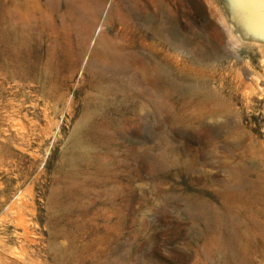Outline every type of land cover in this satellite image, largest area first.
<instances>
[{"label": "rangeland", "instance_id": "obj_1", "mask_svg": "<svg viewBox=\"0 0 264 264\" xmlns=\"http://www.w3.org/2000/svg\"><path fill=\"white\" fill-rule=\"evenodd\" d=\"M247 1L264 10V0ZM91 2L102 3L103 11L77 68L71 70L73 54L81 48L53 37L33 43L28 54L40 67H53L48 80L42 83L37 72L29 77L3 72L0 79V264H264V94L255 97L259 103L249 104L241 92L233 94L232 118L199 120L190 130L185 102L175 92L201 77L214 88L237 62L241 73L246 70L245 82L258 77L264 81V28L247 27V10L243 4L237 7L238 0ZM11 4L0 0L5 13ZM125 7L143 17L154 16V26L171 32L172 49L161 38L157 42L140 32L136 24L114 37L124 23ZM110 12L113 20L106 27ZM262 19L255 24L262 25L264 15ZM126 43L145 61L152 57L166 68L162 92L174 95L159 99L165 105L154 115H148L149 106H142L147 100H138L135 115L127 114L132 103L122 101L121 83H97L98 76L88 69L96 46ZM197 45L207 58L191 66L186 49ZM220 121L229 132L236 134L239 128L237 139L245 148L230 156L216 153L210 166L201 165L208 147L230 142ZM80 156L84 162L78 161Z\"/></svg>", "mask_w": 264, "mask_h": 264}, {"label": "bare ground", "instance_id": "obj_2", "mask_svg": "<svg viewBox=\"0 0 264 264\" xmlns=\"http://www.w3.org/2000/svg\"><path fill=\"white\" fill-rule=\"evenodd\" d=\"M239 6L243 4V7L247 10V18L248 20V26L255 29L259 28V26H262L264 28V23L262 25L255 24V19L260 22L263 17L261 7L263 6L260 4L258 6H254V4H251L247 0H238ZM11 9H9L6 13L2 10L0 5V79L2 77L3 72L7 74H16L21 77H29L34 72H37L39 80L44 83V81L48 80V72L52 70V68H42L39 66L38 62H32L30 61L29 52L31 51L32 44L37 43L39 40L44 41L45 39L50 41L51 38H54L55 40H58V38H61V43L68 44L71 40L73 46L76 45V47H80L81 50L79 53L73 54L74 60L71 65V70H74V68H77L80 64V60L82 59L85 51H87L88 43L92 37V33H94V29L97 26L98 20L100 19L101 13L103 11V5L102 3H93L91 0H12ZM126 9L123 12L122 19L124 20V23H119L121 28L116 29V35L114 37L120 38L124 34V32L128 31V28L130 25H138L140 32L149 33L148 36H151V38L154 40H157L158 38H161L163 40V43H167L169 47L172 49V39L169 37V30L167 28H161L158 25L154 26V21L157 20L154 18V16H146L143 17L140 14H137L136 11L131 7H125ZM241 8V7H240ZM262 10V11H261ZM232 11V10H231ZM237 11V9H236ZM229 12V11H228ZM233 12V11H232ZM235 13V11H234ZM239 13V12H238ZM121 14V13H120ZM257 14V15H255ZM233 15V14H232ZM235 15V14H234ZM251 15V16H250ZM115 16V15H114ZM240 16V13H239ZM118 17V16H117ZM235 17V16H234ZM165 18V17H164ZM255 18L253 24L251 23L250 19ZM4 19V20H3ZM155 19V20H154ZM240 19V17H239ZM113 20V13L110 12L108 16L106 17L104 21V25L107 27L111 21ZM120 20V19H119ZM241 20V19H240ZM250 21V22H249ZM240 22V21H239ZM247 22V21H246ZM157 23V22H156ZM5 24V28H3V25ZM241 23L240 25H242ZM218 25V24H217ZM234 25V24H233ZM244 25V24H243ZM258 27H257V26ZM221 26V25H220ZM235 26V25H234ZM224 30L225 26H222ZM221 27V28H222ZM238 27V26H236ZM246 27V28H247ZM131 28V27H130ZM235 28V27H234ZM250 28V29H251ZM135 29V27H133ZM236 29V28H235ZM248 29V30H250ZM136 30V29H135ZM226 30V29H225ZM224 30V31H225ZM260 30V29H259ZM238 32V30H236ZM240 31V28H239ZM242 31V30H241ZM255 31V30H254ZM133 32V31H132ZM138 32V31H137ZM227 32V31H225ZM264 32V29L262 30ZM135 33V32H134ZM166 33L167 35H164ZM221 36L224 32H221ZM242 33V32H241ZM247 33V32H246ZM249 33V32H248ZM257 33V32H256ZM102 34V33H101ZM100 34V35H101ZM195 34V33H194ZM215 34V33H214ZM227 34V33H226ZM258 34V33H257ZM264 34V33H263ZM132 35V34H131ZM141 35V34H140ZM145 35V34H144ZM200 35V34H199ZM210 35V34H209ZM251 35V34H250ZM196 36V35H195ZM205 36V35H204ZM207 36V35H206ZM211 36V35H210ZM100 37V36H99ZM102 37V36H101ZM144 37V36H143ZM209 37V36H207ZM241 37V36H240ZM254 37V36H253ZM195 38V37H194ZM211 38V37H210ZM239 38V37H238ZM249 38V37H248ZM213 39V38H212ZM211 39V40H212ZM99 40V39H97ZM198 40V39H197ZM104 41V40H103ZM110 41V40H109ZM251 41H253L251 39ZM256 41V40H255ZM259 41V40H258ZM99 42V41H98ZM208 42V41H207ZM210 42V41H209ZM217 42V41H216ZM228 42V41H227ZM46 43V42H45ZM55 43V42H54ZM97 43V42H96ZM121 43V42H120ZM199 43V42H198ZM239 43L236 41V44ZM50 44V43H49ZM71 44V46H72ZM98 44V43H97ZM112 44V43H111ZM114 44V43H113ZM160 44V43H159ZM216 44V43H215ZM231 44V43H229ZM236 44L234 47H236ZM249 44V43H248ZM247 44V45H248ZM48 45V44H47ZM55 45V44H54ZM109 45V44H108ZM105 45L104 47H98L96 46L93 54L89 55L87 66L90 71H93L95 75L98 76L99 80H96L97 83H107L111 85H115L116 83H121L120 88V94L122 101H125V103L131 102V106L129 108L127 107V110L125 112L129 115H135L137 108L138 100H147L142 104V106L146 105L150 107V112L148 115H154L159 110H162L165 105V100H159L163 96H170L174 95L173 92L164 91L162 92V81L166 80L167 71L166 68L161 67L157 62H154L152 57L149 59V61H145L146 59H143L144 57H140V55H137L132 50L131 44H122L115 45L110 47V45ZM232 45V44H231ZM45 46V45H44ZM50 46V45H48ZM164 46V45H163ZM200 46V44H199ZM217 46V45H216ZM253 46V45H252ZM255 46V45H254ZM46 47V46H45ZM55 47V46H54ZM162 47V46H161ZM206 47V46H205ZM204 47V48H205ZM231 47V46H230ZM35 48V47H34ZM44 48V47H43ZM49 48V47H48ZM46 48V49H48ZM200 47H187V58L189 59L190 65L193 66V63H197V61L203 60L204 57V51H201ZM219 48V46H218ZM236 48H239L236 47ZM254 48V47H253ZM174 49V48H173ZM207 49V48H206ZM229 49V48H228ZM38 50V49H37ZM44 50V49H43ZM53 50V49H52ZM166 50V49H165ZM221 50V49H220ZM48 51V50H47ZM59 51V50H58ZM138 51V50H137ZM227 51V50H226ZM230 51V50H229ZM162 52V51H161ZM168 52V51H166ZM173 52V51H172ZM224 52V51H223ZM235 52V51H234ZM239 52V50H238ZM262 53V51H260ZM259 52V54H260ZM264 52V50H263ZM47 53V52H46ZM174 53V52H173ZM177 53V52H176ZM210 53V52H209ZM44 54V53H43ZM50 54V53H49ZM54 54V53H53ZM62 54V53H61ZM140 54V53H139ZM144 54V53H143ZM227 54V53H225ZM229 54V53H228ZM227 54V56H228ZM250 54V53H248ZM60 55V54H59ZM145 55V54H144ZM143 55V56H144ZM162 55V54H161ZM177 55V54H176ZM209 55V54H208ZM38 56V55H37ZM168 57H170V54H167ZM232 56V55H230ZM247 56V55H246ZM48 57V56H47ZM148 57V56H146ZM167 57V58H168ZM171 57L174 58V55ZM177 57V56H176ZM213 57V56H212ZM241 57V56H240ZM254 57V56H253ZM260 57V56H259ZM207 58V57H206ZM248 58V57H247ZM251 58V57H250ZM169 59V58H168ZM238 59V58H236ZM54 60V59H53ZM162 60H165L162 58ZM174 60V59H173ZM211 60V59H210ZM50 61V59L48 60ZM58 61V60H55ZM175 61V60H174ZM179 61V60H177ZM196 61V62H195ZM171 62V61H170ZM205 62V61H204ZM240 62V61H239ZM252 62V61H249ZM255 62V61H254ZM54 63V61H53ZM64 63V62H63ZM68 63V62H67ZM162 63V62H161ZM176 63V62H175ZM183 63V62H182ZM181 63V64H182ZM200 63V62H199ZM197 63V64H199ZM248 63V62H247ZM69 64V63H68ZM186 64V63H185ZM184 64V65H185ZM196 64V65H197ZM218 64V63H217ZM252 64V63H251ZM255 64V63H254ZM262 64V63H261ZM53 65V64H52ZM56 65V64H55ZM244 65V64H243ZM54 66V65H53ZM178 66V65H177ZM181 66V65H180ZM199 66V65H197ZM196 66V69L199 67ZM205 67V65H201ZM207 66V65H206ZM239 64L238 62L233 65L230 69H227L228 66H226L227 71L225 70L224 75L221 76V78H216V80L219 79V83L216 87H211L209 84H207L206 80L203 81L202 79L204 77H201L202 79H196L191 81L189 84H187L185 87L177 88L176 96L183 98L186 106V121L188 128L187 129H195V124H198L199 120H206V119H213L215 121L220 120L222 116H228L229 119L235 115V109L233 102V94H240L242 100L249 104L251 101L260 102V100L255 99L256 96L260 95L262 96L264 94V81L261 77H258L256 79L249 78L250 82H245V71L241 73V68H238ZM249 66V65H248ZM260 66V64H259ZM63 67V65H62ZM184 66H182L183 68ZM210 67V66H208ZM252 67V66H251ZM206 68V67H205ZM253 68V67H252ZM261 68V67H260ZM168 69V68H167ZM223 69V68H222ZM246 69V68H245ZM264 69V64H263ZM262 69V72H263ZM57 70V68H55ZM169 70V69H168ZM177 70V69H176ZM202 70V69H201ZM218 71L220 69H217ZM69 71V70H68ZM188 71V70H187ZM190 71V70H189ZM200 71V69H199ZM72 72V71H71ZM70 72V73H71ZM179 72V71H178ZM177 72V73H178ZM206 72V70L204 71ZM209 73V72H208ZM221 73V72H219ZM223 73V72H222ZM221 73V74H222ZM251 73V72H248ZM52 74V73H51ZM173 74V73H172ZM187 74V73H186ZM195 74V73H194ZM201 74V72H200ZM193 75V74H192ZM199 75V74H198ZM206 74H204L205 76ZM211 76L213 75L210 74ZM209 75V76H210ZM216 75V73H215ZM214 75V76H215ZM218 75V74H217ZM220 75V74H219ZM264 75V74H263ZM174 76V75H173ZM179 78V75H177ZM187 76V75H186ZM203 76V75H202ZM256 76V75H255ZM52 77V76H51ZM95 77V76H94ZM207 77V76H205ZM57 78V77H55ZM64 78V77H63ZM62 78V79H63ZM70 78V77H69ZM72 78V77H71ZM70 78V79H71ZM174 78V77H172ZM190 78V76H189ZM194 78V77H193ZM200 78V77H198ZM213 77H211L212 79ZM171 79V78H170ZM182 79V78H181ZM210 79V78H209ZM210 79V80H211ZM53 80V79H52ZM67 80V79H66ZM176 80V79H175ZM191 80V79H189ZM214 80V79H213ZM223 80H226L227 83H225ZM51 81V80H50ZM49 81V82H50ZM61 81V80H60ZM187 81V80H186ZM215 81V80H214ZM48 82V81H47ZM46 82V83H47ZM95 82V83H96ZM164 82V81H163ZM182 82V81H181ZM45 83V84H46ZM56 83V82H55ZM61 83V82H60ZM119 83V84H120ZM225 84H228L229 86L232 85L233 90L230 92L227 91V86ZM50 85V84H49ZM215 86V85H214ZM51 87V86H50ZM55 87V86H54ZM59 87V86H58ZM49 88V87H47ZM104 88V87H103ZM117 87H115L116 89ZM167 88V87H166ZM165 88V89H166ZM50 89V88H49ZM118 89V88H117ZM172 89V88H171ZM52 90V89H51ZM97 90V89H96ZM109 90V89H108ZM106 90V91H108ZM119 90V89H118ZM55 92V90H52ZM100 91V90H99ZM105 91V92H106ZM111 91V90H110ZM171 91V90H170ZM119 92V91H118ZM168 92V93H167ZM102 93V92H101ZM101 93H99L101 95ZM52 94V92H51ZM50 94V95H51ZM104 94V93H103ZM113 94V90H112ZM119 94V95H120ZM232 94V95H231ZM48 95V94H46ZM53 95V94H52ZM236 97V96H235ZM239 97V96H238ZM170 98V97H169ZM172 98V96H171ZM176 98V97H175ZM263 98V97H262ZM159 100V101H158ZM181 100V99H180ZM121 101V102H122ZM171 101V100H170ZM178 101V100H177ZM182 101V100H181ZM241 100H239L236 103H239ZM242 101V102H243ZM7 102H9L7 100ZM141 102V101H140ZM124 103V102H123ZM142 103V102H141ZM171 103V102H170ZM181 103V102H180ZM254 103V102H253ZM252 103V104H253ZM139 104V103H138ZM174 104V103H173ZM178 104V102L176 103ZM244 104V103H243ZM242 104V105H243ZM257 104V103H256ZM255 104V105H256ZM175 105V104H174ZM254 105V104H253ZM264 105V104H263ZM140 106V105H139ZM141 106V107H142ZM239 106V105H238ZM251 105H249L250 107ZM175 107V106H174ZM256 107V106H255ZM246 108V107H245ZM257 108V107H256ZM143 109V107H142ZM139 110V111H142ZM170 109V108H166ZM175 109V108H174ZM254 110V107L252 108ZM105 110V109H104ZM113 110V109H112ZM171 110V109H170ZM183 110V108H182ZM181 110V111H182ZM241 110V109H240ZM4 111V110H3ZM95 108H92V113H94ZM108 111V110H107ZM175 110H173L174 112ZM118 112V111H117ZM166 112V111H165ZM239 112V111H238ZM237 112V113H238ZM247 112V111H246ZM258 112V111H257ZM6 113V112H5ZM140 113V112H139ZM146 113V112H144ZM167 113V112H166ZM183 113V112H182ZM244 113V112H243ZM168 114V113H167ZM173 114V113H172ZM254 113L252 112V115ZM258 114V113H256ZM262 114V113H261ZM102 115V114H100ZM139 115V114H138ZM144 115V114H143ZM175 115V114H174ZM179 115V114H177ZM247 115V114H246ZM161 116V115H160ZM180 116V115H179ZM240 116V115H239ZM257 116V115H256ZM102 117V116H101ZM115 117V116H114ZM117 117V116H116ZM132 117V116H130ZM144 117V116H143ZM170 117V116H169ZM173 117V116H172ZM176 117V116H175ZM178 117V116H177ZM236 117V116H235ZM244 117V116H243ZM120 118V117H119ZM174 118V117H173ZM134 119V117H133ZM138 119V117L136 118ZM159 119V118H158ZM171 119V118H170ZM169 119V120H170ZM240 119V118H239ZM242 119V118H241ZM135 120V119H134ZM145 120V119H144ZM154 120V119H153ZM162 120V119H161ZM180 120V119H179ZM182 120V119H181ZM184 120V119H183ZM237 120V119H236ZM140 121V119H139ZM142 121V120H141ZM166 121V119L164 120ZM175 121V120H173ZM250 121V120H249ZM248 121V123H249ZM177 122V121H176ZM182 122V121H181ZM185 122V121H184ZM203 122V121H202ZM208 122V121H207ZM232 122V121H231ZM234 122V121H233ZM232 122V123H233ZM237 122V121H236ZM206 123V122H204ZM235 123V122H234ZM137 124V123H136ZM140 124V123H139ZM142 124V123H141ZM169 124V123H168ZM184 124V123H183ZM186 124V123H185ZM241 124V123H240ZM254 124V122H253ZM256 124V123H255ZM162 125V123H161ZM171 125V124H170ZM174 125V124H173ZM176 125V123H175ZM180 125V124H179ZM237 123L234 124V128L236 127ZM152 126V124H151ZM182 126V124H181ZM184 126V125H183ZM219 128L226 129L227 124L225 122H219L218 124ZM245 128V125H243ZM248 126V125H247ZM167 128V126L165 125ZM251 127V126H250ZM257 127V126H256ZM255 127V128H256ZM264 127V126H263ZM95 126L92 128L94 130ZM200 128V127H199ZM243 128V127H242ZM241 128V129H242ZM260 128V127H257ZM156 129V128H155ZM236 129V128H235ZM165 130H168L165 129ZM205 130V129H204ZM227 130V129H226ZM226 130H224L226 132ZM231 130V129H230ZM250 130V128H249ZM157 131V130H156ZM172 131V130H170ZM183 131V130H182ZM197 131V129H196ZM94 132V131H93ZM159 132V131H158ZM161 132V131H160ZM176 132V131H175ZM190 132V131H189ZM188 132V133H189ZM193 132V131H192ZM205 132V131H204ZM203 132V133H204ZM212 131H209L210 133ZM227 132H229L227 130ZM239 132V128L236 131ZM263 132V131H262ZM166 133V132H165ZM171 134V132H169ZM173 133V132H172ZM228 139L230 142L224 143L223 145H217L215 143L213 146L211 145V148L208 147V154L205 156L206 158L202 160V164H206L208 166L211 165L212 159L215 158V154L218 153L219 155H229L232 154L234 151H237L240 149V147H243V142L240 139H237L238 135L231 130L229 132ZM256 133V132H255ZM158 134V133H157ZM168 134V133H167ZM175 134V133H174ZM183 134V133H182ZM199 134V133H198ZM201 134V133H200ZM228 134V133H226ZM239 134V133H238ZM185 136V135H184ZM194 136V133H193ZM209 136V134H208ZM223 136V135H221ZM259 136V134H258ZM165 137V136H164ZM170 137V136H169ZM181 137V136H180ZM188 137V136H187ZM198 137V136H197ZM186 138V137H185ZM202 138H204L202 136ZM218 138V137H217ZM220 138V137H219ZM227 138V137H226ZM225 138V139H226ZM163 139V138H162ZM192 139V138H191ZM209 139V138H207ZM222 139V137H221ZM249 139V138H248ZM260 139V137H259ZM264 139V138H263ZM205 142V138L202 139ZM201 140V141H202ZM210 140V139H209ZM217 140V139H216ZM224 140V139H223ZM156 141V140H155ZM162 141V140H161ZM174 141V140H173ZM182 141V140H181ZM212 141V140H211ZM218 141V140H217ZM220 141V140H219ZM249 141V140H247ZM246 141V142H247ZM251 141V140H250ZM260 141V140H259ZM127 142V141H126ZM125 142V143H126ZM172 142V141H171ZM180 142V141H179ZM192 142V141H191ZM197 142V141H196ZM227 142V141H226ZM253 140L251 141V143ZM162 143V142H160ZM165 143V142H163ZM210 143V142H209ZM220 143V142H219ZM122 144V143H121ZM156 144V142H155ZM185 144V143H184ZM158 145V144H156ZM170 145V144H169ZM183 145V144H182ZM197 145V144H196ZM203 145V144H202ZM209 145V144H208ZM249 145V144H248ZM253 145V144H252ZM155 146V145H154ZM161 146V145H160ZM184 146V145H183ZM191 146V143H190ZM201 146V145H200ZM204 146V145H203ZM245 146V145H244ZM117 147V146H116ZM125 147V146H124ZM254 148V145L252 146ZM128 148V147H127ZM189 148V146H188ZM245 148V147H243ZM243 148L241 150H243ZM255 148H257L255 146ZM115 149V148H114ZM121 149V146L119 147ZM153 149V148H152ZM158 149V148H157ZM161 149V148H160ZM169 149V148H168ZM185 148H183L184 150ZM191 149V148H190ZM195 149V147H194ZM247 149V148H246ZM245 149V152H246ZM249 149V148H248ZM127 150V149H126ZM149 150V149H148ZM182 150V149H181ZM193 150V149H192ZM201 150V149H200ZM240 150V151H241ZM251 150V149H249ZM248 150V151H249ZM111 151V150H110ZM152 151V150H151ZM185 151V150H184ZM191 151V150H190ZM189 151V152H190ZM260 151V150H259ZM187 152V151H185ZM192 152V151H191ZM180 153V152H179ZM243 153V152H242ZM254 153V152H252ZM256 153V152H255ZM171 154V153H170ZM188 154V153H187ZM244 154V153H243ZM247 154H251L248 153ZM264 156V153H262ZM233 155V154H232ZM239 155V154H238ZM252 155V154H251ZM189 156V155H188ZM187 156V157H188ZM191 156V155H190ZM201 157V156H200ZM236 157V156H235ZM240 157V156H239ZM244 157V156H243ZM193 158V157H192ZM218 158V157H217ZM230 157H228L229 160ZM237 158V157H236ZM245 158V157H244ZM227 159V158H226ZM217 160V159H216ZM238 160V159H237ZM236 160V161H237ZM242 160V158H241ZM78 161H85V158L83 156H80L78 158ZM159 161V160H158ZM189 161V160H188ZM193 161V160H192ZM195 161V160H194ZM239 161V160H238ZM243 161V160H242ZM246 161V160H244ZM191 162V161H190ZM221 162V161H220ZM219 162V163H220ZM240 162V161H239ZM197 164H199V161H196ZM215 163V162H214ZM213 163V164H214ZM217 163V165H220ZM228 163V162H227ZM231 163V162H230ZM228 163V164H230ZM246 163V162H245ZM225 164V163H224ZM227 164V165H228ZM234 164V163H233ZM232 164V165H233ZM239 164V163H238ZM247 164V163H246ZM245 164V165H246ZM226 165V164H225ZM223 165V166H225ZM231 165V164H230ZM231 165V166H232ZM248 165V164H247ZM246 165V166H247ZM250 165V164H249ZM222 166V165H221ZM238 166V165H237ZM240 166V165H239ZM243 166V165H242ZM251 167V166H250ZM216 168V167H212ZM223 170L225 169L222 167ZM220 169V168H219ZM221 170V169H220ZM240 170V169H239ZM243 174V173H242ZM243 176V175H242ZM241 176V178H243ZM79 178V177H78ZM240 178V177H239ZM71 181V180H70ZM247 181V180H246ZM240 182V181H239ZM238 184V182H237ZM252 186V185H251ZM233 188V187H232ZM245 188V187H244ZM236 189V187H235ZM246 189V188H245ZM251 190V189H250ZM237 191H239L237 189ZM264 191V190H263ZM249 192V191H248ZM239 193V192H238ZM237 195V194H236ZM247 195V194H246ZM241 198V197H240ZM249 199V198H248ZM259 202V201H258ZM262 202V201H261ZM253 203V202H252ZM260 203V202H259ZM254 204V203H253ZM256 204V203H255ZM254 206V205H253ZM251 209V208H250ZM260 210V209H259ZM263 210V209H262ZM261 210V212H262ZM245 211V210H244ZM248 212V211H247ZM252 213V212H249ZM228 214V213H227ZM242 214V213H241ZM249 215V214H248ZM251 215V214H250ZM256 215V214H255ZM190 216V215H189ZM248 217V216H247ZM257 217V216H256ZM260 217V216H258ZM257 217V218H258ZM251 218V217H250ZM245 219V218H244ZM226 220V219H225ZM227 221V220H226ZM228 222V221H227ZM250 222V221H249ZM251 223V222H250ZM255 223V221H254ZM227 224V223H226ZM256 224V223H255ZM251 225V224H249ZM253 225V224H252ZM256 226V225H255ZM225 228V227H224ZM227 228V227H226ZM252 230V229H251Z\"/></svg>", "mask_w": 264, "mask_h": 264}]
</instances>
